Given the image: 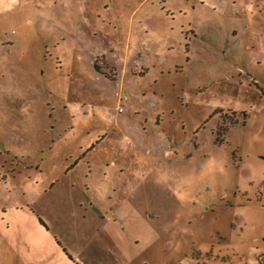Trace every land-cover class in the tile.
<instances>
[{"label": "rangeland", "instance_id": "1", "mask_svg": "<svg viewBox=\"0 0 264 264\" xmlns=\"http://www.w3.org/2000/svg\"><path fill=\"white\" fill-rule=\"evenodd\" d=\"M0 264H264V0H0Z\"/></svg>", "mask_w": 264, "mask_h": 264}]
</instances>
